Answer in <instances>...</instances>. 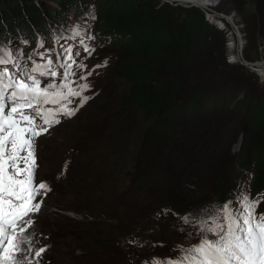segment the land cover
I'll list each match as a JSON object with an SVG mask.
<instances>
[{
  "label": "rangeland",
  "instance_id": "374dc122",
  "mask_svg": "<svg viewBox=\"0 0 264 264\" xmlns=\"http://www.w3.org/2000/svg\"><path fill=\"white\" fill-rule=\"evenodd\" d=\"M27 1L32 2L42 22H46L47 26L44 23L45 26L41 25V30L33 23L26 25L29 22V17L25 13H21L22 15L15 13V8L9 5V3L20 4ZM160 1L177 10L195 8L198 12H203L202 14L211 24L224 32V40L220 45L222 52L211 58L199 78L203 88H207L217 96L220 95L221 100L224 101L223 103L219 102L217 108L204 120L195 123L193 127L191 126L190 131L194 135L202 134L197 139L195 156L190 154L188 156L174 155L170 161H173L174 166L181 169L175 177L177 197L173 202V207L175 209L186 208L189 217H198L203 214L205 209L223 205L230 200L235 202L239 193L245 189L252 197L264 194V185L260 180H257L262 171L261 164H257L255 159L257 154L260 156V161L264 159V130L263 134L259 136H255L252 130L253 122L256 119L255 112L260 106H264V81L257 73L234 62V50L230 47L232 29L237 38H241L239 53L247 65L254 66L262 62L264 42L256 38L248 44L241 16L236 9L229 8L230 5L224 6L227 0H215L216 5L210 8L188 6L190 4L171 5L178 4L177 0H168L171 4L163 0ZM243 3L246 11L250 12L252 10L250 2L246 3L243 0ZM42 6H46L55 11L57 15L62 16L59 23L55 24L56 27L52 33L44 30V27L50 28L51 26L48 24L49 19L46 18ZM0 9H4L6 15H3V18L0 17V25H3L2 29H6V31L1 29L0 37L4 32L6 46L10 45L21 50L25 58L37 48L40 39L46 42L47 48L56 47L58 49L59 45L53 43L54 36L70 34L69 30L74 25L82 23L85 18L92 15L95 16V19H88L94 36V40L88 42L95 48L92 55L88 56L76 41L68 40L67 44H72L79 49V59L87 64L88 70L93 69L95 65L103 64L105 60L114 56L110 48H105V46L114 44L119 37L116 36L117 32L110 31L108 23L99 19L94 0H85L80 5L68 0H62L61 3H57L55 0H0ZM216 14L223 15L227 18V22L223 19H214L212 16ZM6 24L10 27L16 24L21 31L18 33L14 27L6 28ZM25 25L31 28L34 42L28 41L30 35L26 36L22 33ZM60 43L65 44V41L61 40ZM85 57L87 58L85 59ZM107 66L95 69L93 74L88 77L91 89L85 95L90 96L91 99L74 116L57 124L47 134L38 138L37 180L47 182L54 188L53 193L51 191L44 197L42 211L34 216L35 223L29 229L32 235L34 234L33 237L31 236L33 252L39 247L47 248L46 252L41 254L39 264H145V261H151L154 257L163 259L178 255L177 245L196 243L199 238L198 235H195L196 228L184 224L183 217L177 220L170 218L164 224H160L154 216L150 219L148 217L140 218L143 213L137 220H128L129 222L126 217H123L119 221L125 219L126 225L120 226L117 237L107 227L104 228L96 223L100 222L98 221L102 212L100 207L92 209L94 206L91 207L90 204L91 211H85L86 214H83L85 212L75 213L66 210L72 208L70 207L72 193L75 190L72 179L75 176L77 164L82 163L86 151H94V155L99 157L104 139L108 144L116 143L115 145H119V147L125 146L127 171H130L135 164L137 146L131 144L132 141L129 143L127 138L133 136V141L138 140L140 132L148 126V123L141 122L139 126L131 129L126 128L124 131L120 127L117 128L118 131L109 128L105 130L101 126L105 130L101 135L100 123L96 122L99 112L109 107L112 110L120 108L115 103L108 102L109 98L106 94ZM113 82H117L115 77H113ZM243 135H245V140L242 144ZM93 138L98 140L96 141L98 145L92 146L85 142L86 139L93 140ZM136 143L138 145L139 141ZM78 149L84 152V156L77 154ZM241 155L245 158L244 162L239 160ZM117 157L114 154L108 160L114 164ZM160 159H157L158 162ZM156 177H152L151 181H157ZM127 187L128 184L123 182L122 186H115L113 192L122 204L133 198L132 201L136 207L135 213L147 209L152 210L158 200L163 201L154 192V187L152 189L148 185H134L125 192ZM130 189L131 193L127 194ZM87 190L97 200L103 198L105 196L103 194L106 193L105 197H107V194L111 193V187L102 189L100 187L95 189L96 191H91L87 187ZM89 200L91 199H86V201ZM80 201L73 204L75 211L81 209ZM111 202L112 200L106 198L103 204L108 206ZM106 209L107 207H105ZM261 210H264V202L259 205L258 211ZM70 220L75 222L71 227L68 226ZM91 222L93 224H89ZM125 228L130 230L132 238L128 237L126 230L123 232ZM189 232H193L194 235L189 236ZM133 238L137 241V247L129 250L128 244L132 240L134 241ZM115 248L119 249L121 256L118 262L112 260Z\"/></svg>",
  "mask_w": 264,
  "mask_h": 264
},
{
  "label": "trees",
  "instance_id": "16d2710c",
  "mask_svg": "<svg viewBox=\"0 0 264 264\" xmlns=\"http://www.w3.org/2000/svg\"><path fill=\"white\" fill-rule=\"evenodd\" d=\"M68 1L80 5L85 0ZM94 2L99 19L108 23L110 31L117 32L116 36L119 37L114 44H108L105 48L109 47L114 53L113 57L107 59L109 64L106 72V94L108 102H113L120 108L112 110L109 107L99 112L96 122L100 123L101 135L107 128L115 130L120 127L124 131L126 128L139 126L141 122L148 123V126L140 132L138 140L133 141V136L127 138L129 143L132 141L131 144L137 146L135 164L130 171H127L125 146L119 147L115 145L116 143L108 144L105 139L100 140L104 145L99 157L90 150H87L84 156V152L78 149L77 154L84 156V159L81 164L80 162L77 164L74 172L72 184L75 190L70 206L72 208L66 210L75 213L90 212V204L91 207L94 206L92 209L100 207L102 210L98 220L100 222L96 223L107 227L118 237L120 226L126 225L125 219L119 221L123 217H126L127 221L137 220L143 213L140 218L150 219L154 216L160 224H164L170 218L177 220L188 216L186 208L173 207L177 197L175 177L181 169L170 161L174 155L195 156L197 139L202 134L194 135L190 131L191 126L204 120L217 108L219 102L224 101L220 95L217 96L203 88L199 81L200 74L210 63L211 58L222 52L220 45L224 40V32L211 24L195 8L177 10L160 0H94ZM245 2H250L252 7L250 12L246 11L243 0H227L224 6L230 5L229 8L236 9L241 16L248 44L256 38L264 42V0ZM9 5L15 8V13L20 15L25 13L29 17L26 25L33 23L38 29L42 27L41 25H46L31 1ZM42 7L51 26L44 27V30L52 33L62 16L46 6ZM3 15L6 16L4 9H0V17L3 18ZM26 25L22 26L24 30L22 33L30 35L28 40L34 42L31 28ZM0 27L1 34L3 25ZM7 27L10 26L6 24ZM12 27L18 33L21 31L16 24ZM3 34L4 32L0 37V43L6 45L4 39L6 36ZM109 42L111 43V40ZM113 77L117 82H113ZM255 114L252 130L255 136H259L264 130V106H260ZM243 138L242 144L245 135ZM86 140L85 142L92 146L98 145L96 143L98 140L94 138ZM136 141H139L138 145ZM114 154L118 157L116 162L111 164L108 158ZM158 158H161L159 162ZM255 159L257 164H261L262 170L257 180L264 185V159L260 161L258 154ZM239 160L244 162V156L241 155ZM154 176H157L155 182L151 181ZM123 182L128 184L125 192L134 185H148L152 189L154 187V192L163 201L158 200L152 210L135 213L133 198L122 204L113 192L115 186H122ZM87 187L91 191H96L95 189L100 187L101 189L111 187V193H108L107 197L105 193L103 194L105 198L97 200ZM130 193L131 189L127 194ZM85 196L91 200L86 201ZM106 198L112 200L108 206L103 204ZM79 201L81 209L75 211L73 204ZM74 223L72 220L68 222V226L71 227ZM125 230L126 228L123 232ZM126 233L128 237H133L129 229ZM136 242L135 239L132 240L128 244V249L137 247ZM112 255L115 262L121 259L118 248H115Z\"/></svg>",
  "mask_w": 264,
  "mask_h": 264
},
{
  "label": "snow or ice",
  "instance_id": "6c2138e0",
  "mask_svg": "<svg viewBox=\"0 0 264 264\" xmlns=\"http://www.w3.org/2000/svg\"><path fill=\"white\" fill-rule=\"evenodd\" d=\"M88 19L95 16L74 25L70 34L54 36L58 49L47 48L40 39L26 58L21 50L0 43V264H39L47 250L33 252L29 231L51 191L47 182L37 180L38 138L91 99L85 95L91 89L88 77L107 66L105 60L88 70L79 49L67 44L76 41L92 55ZM262 202L264 194L252 197L245 189L235 202L183 217L184 224L196 228L197 242L179 244L178 255L154 257L145 264H264V213L258 211Z\"/></svg>",
  "mask_w": 264,
  "mask_h": 264
},
{
  "label": "bare ground",
  "instance_id": "6f19581e",
  "mask_svg": "<svg viewBox=\"0 0 264 264\" xmlns=\"http://www.w3.org/2000/svg\"><path fill=\"white\" fill-rule=\"evenodd\" d=\"M173 1V0H172ZM178 2H180L181 4H190L196 7H201V8H210V7H214L216 5L215 0H177ZM205 11V10H204ZM203 13V12H202ZM214 19H223L224 21L227 20V18H225L223 15L221 14H216L212 16ZM231 22V20H229ZM227 22V21H226ZM230 30V29H228ZM233 30V29H232ZM37 32V31H36ZM228 34V33H227ZM44 35V34H43ZM45 36V35H44ZM228 36V35H227ZM230 36V35H229ZM38 37V36H37ZM29 41V40H28ZM31 42V40L29 41ZM240 43H241V38L238 37L234 31H232V40H231V45L230 47L234 50V57L235 63H242V65H247L246 61H243L240 57ZM27 50V49H26ZM234 59V58H233ZM252 68L255 69L257 75L264 81V59L262 60L261 63L256 64V65H249ZM42 220V219H41ZM34 229V228H33ZM36 229V228H35ZM34 233V232H33ZM34 235V234H33ZM32 235V237H33ZM35 246V245H34ZM33 247V246H32ZM40 248V247H39ZM38 249V248H37Z\"/></svg>",
  "mask_w": 264,
  "mask_h": 264
},
{
  "label": "water",
  "instance_id": "95a60500",
  "mask_svg": "<svg viewBox=\"0 0 264 264\" xmlns=\"http://www.w3.org/2000/svg\"><path fill=\"white\" fill-rule=\"evenodd\" d=\"M163 1H165L166 3H169V4H171L168 0H163ZM171 5H182L180 2H178V4L176 3V4H171ZM188 6H191V5H188ZM240 64V63H239ZM242 64V63H241ZM243 66H245L248 70H250V71H252V72H255L256 73V71H255V69L254 68H252L251 66H249V65H243Z\"/></svg>",
  "mask_w": 264,
  "mask_h": 264
},
{
  "label": "built area",
  "instance_id": "2783aa9c",
  "mask_svg": "<svg viewBox=\"0 0 264 264\" xmlns=\"http://www.w3.org/2000/svg\"><path fill=\"white\" fill-rule=\"evenodd\" d=\"M207 11V9H205ZM210 12V11H209ZM233 31V30H232Z\"/></svg>",
  "mask_w": 264,
  "mask_h": 264
}]
</instances>
